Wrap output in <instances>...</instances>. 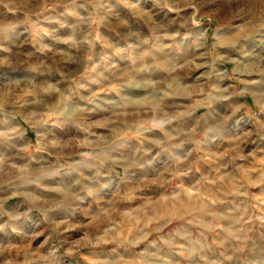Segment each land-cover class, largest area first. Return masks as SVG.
Here are the masks:
<instances>
[{"label":"rangeland","instance_id":"1","mask_svg":"<svg viewBox=\"0 0 264 264\" xmlns=\"http://www.w3.org/2000/svg\"><path fill=\"white\" fill-rule=\"evenodd\" d=\"M0 264H264V0H0Z\"/></svg>","mask_w":264,"mask_h":264}]
</instances>
